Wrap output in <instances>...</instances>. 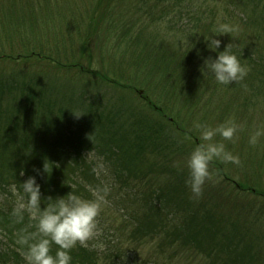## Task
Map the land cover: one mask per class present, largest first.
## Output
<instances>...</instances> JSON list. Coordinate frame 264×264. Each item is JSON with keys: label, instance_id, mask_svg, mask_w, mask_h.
<instances>
[{"label": "trees", "instance_id": "trees-1", "mask_svg": "<svg viewBox=\"0 0 264 264\" xmlns=\"http://www.w3.org/2000/svg\"><path fill=\"white\" fill-rule=\"evenodd\" d=\"M11 1L27 11L0 10V45L15 32L8 20L27 42L22 52L0 48V264H24L15 234L35 229L27 216L13 222L8 185L36 169L44 196L108 190L100 216L111 238L104 249L77 245L73 264H264V182L216 162L217 182L194 200L187 169L177 167L199 143L195 121L215 126L264 108V0H225L220 19L217 0H137V16H116L118 0H94L71 15L74 33L52 46L38 27L50 5L6 0L5 7ZM164 23L180 37L169 45L154 27ZM222 24L234 31L217 37L221 50L231 43L248 68L240 83L218 85L201 71L204 58L217 55L204 36ZM100 32L124 47L108 70L88 53Z\"/></svg>", "mask_w": 264, "mask_h": 264}, {"label": "clouds", "instance_id": "clouds-1", "mask_svg": "<svg viewBox=\"0 0 264 264\" xmlns=\"http://www.w3.org/2000/svg\"><path fill=\"white\" fill-rule=\"evenodd\" d=\"M234 29L228 25H220L213 29L211 36H204L207 47L217 55L204 58L201 71L211 75L218 85L240 83L248 75V68L241 62L240 57L228 43L221 50L222 40L217 38L223 34H231ZM77 118L84 113L72 111ZM239 124L234 117H228L218 125H210L195 121L192 130L198 135L197 143L186 160L177 163L180 171L187 169L186 185L191 198L198 200L203 196L205 185L217 182L218 172L212 165L219 162L223 165H239V154L230 150L224 141L235 142ZM264 136V129H256L248 139L255 146L259 138ZM219 137L220 139H217ZM36 175H29L20 180L19 185L12 182L8 185L13 207L11 217L14 223H22L27 216L35 231L21 230L15 234L16 250L24 260V264H73L71 251L77 245L93 248H104L103 241L96 239L99 233V216L107 205V188L91 190L90 196H84L70 191L62 196H44L36 169ZM43 172H48L45 161ZM21 177L25 171L21 170ZM71 189L75 186L70 185ZM101 191L103 194H101ZM56 245L53 252L52 245Z\"/></svg>", "mask_w": 264, "mask_h": 264}, {"label": "rangeland", "instance_id": "rangeland-1", "mask_svg": "<svg viewBox=\"0 0 264 264\" xmlns=\"http://www.w3.org/2000/svg\"><path fill=\"white\" fill-rule=\"evenodd\" d=\"M5 1L6 0H0V10L3 8L9 9L11 13L18 14L19 12L27 11L24 9V4L21 2L19 3H13L11 1L10 5H6L5 7ZM36 2H43L42 7H47L50 5V13L46 16L45 9L37 6V10L39 11L42 8L43 14L46 17V23L45 25H38V27H41L42 31L45 32L44 35V42L46 44H49L50 46L54 45L57 41L63 40V35H67L69 32L74 33L75 28L77 27V20L71 21L70 18L72 14L80 11H85L84 9H88L90 4L94 3V0H35ZM116 1V0H115ZM137 0H118L114 4L115 11L113 13H116V16H119V14L123 11H128L129 13H132V15H136L137 8L134 7L133 3H135ZM219 2H216L221 7H218V18L223 16L222 6H224L225 0H217ZM112 3V2H111ZM118 12V13H117ZM25 13V12H24ZM125 16V15H123ZM137 16V15H136ZM138 16H140L138 12ZM27 18V16H26ZM137 18V17H136ZM143 20L145 21V24H148V17L143 16ZM5 21V20H4ZM223 21V19H222ZM223 22H226L225 19ZM8 25L15 32L11 34V42H5L0 45V48L5 51L6 53H13V52H19L24 51L25 48L23 46L24 43H26V39H24L25 34L21 32V30L18 28H15V25L12 21L8 20ZM25 26V24H23ZM32 26V25H31ZM151 26V25H150ZM107 26H104L101 31L106 30ZM157 31L162 35V37L165 39V42L169 45L172 41H177L180 37L172 36V33L169 32L168 24L159 25V27L154 26ZM34 28V26H32ZM155 29L151 26L148 28V30H154L152 33H155ZM238 31V30H236ZM20 32L23 34V38L20 35ZM23 40V41H22ZM167 40V41H166ZM31 41V40H30ZM64 41V40H63ZM115 37L111 36L109 37L105 33L103 34L100 32L98 35V38L93 39L88 43V53H92L93 60L95 62V65L98 67H101L105 70L110 69L115 62H120V60L124 57L122 54L124 47L120 43L118 45L115 44ZM65 43V42H64ZM79 51H76V54H78ZM86 58L81 59V64H85ZM112 94H115L112 92ZM149 109V108H147ZM148 112H151L148 110ZM237 116V123L239 124V130L236 134L235 142L232 141H224L225 143L230 145V148L232 150L242 155L241 163L239 165H232V171L234 172V176H239L242 180H245L246 178H249L253 180L254 182H257L258 184L261 182V184L264 182V136H261L259 138V142L252 146L248 143L249 136L258 128L264 129V108H252L248 112H242L239 113V116ZM249 120V122H246L245 125L244 121ZM188 124V123H187ZM245 126H248V133L245 134L243 131V128ZM104 215V216H103ZM103 215L99 216V233L96 239L103 241L104 248L107 246L110 236V231L108 229V218L107 215L103 212ZM93 241L89 242V245H92ZM102 248V249H104Z\"/></svg>", "mask_w": 264, "mask_h": 264}]
</instances>
